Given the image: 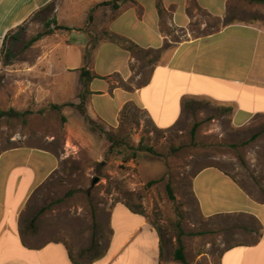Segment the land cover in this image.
Segmentation results:
<instances>
[{"label": "rangeland", "instance_id": "1", "mask_svg": "<svg viewBox=\"0 0 264 264\" xmlns=\"http://www.w3.org/2000/svg\"><path fill=\"white\" fill-rule=\"evenodd\" d=\"M108 1L112 0H53L11 32L6 42L0 69V111L29 115L0 121V153L15 144H28L64 158L60 170L31 199L26 232L33 235L30 223L35 219L41 244L64 241L75 258L86 262L106 250L110 212L123 203L159 230L168 264H182L174 261L179 238L187 264H219L231 243L225 240L224 223H208L197 213L191 179L197 171L217 166L264 197V117L237 129L224 109L190 101L180 122L163 130L133 105L115 126L92 121L71 105L53 108L51 85L60 78H74L63 67L65 54H77L88 36L93 44L109 38L100 30L99 15L107 8L100 4ZM145 1L150 7L151 0ZM201 1L215 13L222 11L217 3L210 6V0ZM227 10L229 23L244 20L264 25V4L228 0ZM188 13L193 18L189 26L193 37L222 25L197 0H188ZM182 18L181 14L179 22ZM49 30L53 34L33 41ZM73 31L84 34L68 42ZM170 35L178 40L174 32ZM132 53L137 59L132 69L143 74L140 82H144L160 55L141 48ZM89 55L87 51L85 58ZM117 81L127 86L120 78ZM195 124L198 128L192 135ZM254 135L258 137L252 140ZM140 144L151 147L153 153L141 151ZM133 155L135 159L130 160Z\"/></svg>", "mask_w": 264, "mask_h": 264}, {"label": "crops", "instance_id": "2", "mask_svg": "<svg viewBox=\"0 0 264 264\" xmlns=\"http://www.w3.org/2000/svg\"><path fill=\"white\" fill-rule=\"evenodd\" d=\"M51 2L0 0V54L7 35ZM156 3L151 0L149 7L145 0H136L135 5L122 0L118 9L108 6L99 14L100 30L160 55L146 81L140 82L143 74L132 69L137 61L133 53L110 38L93 44L88 36L77 54H65L63 67L74 78H60L51 85L52 106L63 108L70 100L80 104V70L86 68L94 76L86 115L109 126L118 125L125 109L133 105L157 128L169 130L180 122L190 101L224 109L237 129L264 117V25L244 20L229 23L228 0H210V6L217 3L222 10L218 13L197 0L222 25L193 37L188 0H162L164 28ZM83 34L73 31L67 40ZM71 49L68 45L67 50ZM87 51L90 55L85 58ZM63 162L61 155L28 144H15L0 153V264H168L159 230L123 203L110 212L106 250L89 261L75 258L64 241L41 244L31 223L33 235H29L28 205ZM190 188L199 216L225 225V240L231 244L223 250L219 264H264V197L259 190L245 188L217 166L197 171Z\"/></svg>", "mask_w": 264, "mask_h": 264}, {"label": "trees", "instance_id": "3", "mask_svg": "<svg viewBox=\"0 0 264 264\" xmlns=\"http://www.w3.org/2000/svg\"><path fill=\"white\" fill-rule=\"evenodd\" d=\"M121 1L122 0H112L110 2H103V3L100 4V6H102V7L112 6L114 9H118L119 8L118 3L121 2ZM125 1H127V0H125ZM129 1L133 5L136 4V0H129ZM246 1L249 2V3H252V4H264V0H246ZM156 8H157L159 17L162 20L161 23H162V26L164 28V24H165L164 18H165V15H166V10H165L161 0H157ZM59 29H64V28H59ZM10 34L11 33H9L7 35V37L5 38V41H4V44H3V48H2L1 54H0L1 61H2V54L4 52L5 45H6V42H7L8 38H9ZM51 34H53V31L49 30L48 32H46V34H43V35H40V36L36 37L33 41L34 42L38 41V40L42 39L43 37L51 35ZM107 35L114 42L118 43L124 50L129 51L131 53L135 49H139L140 48L135 43H133L132 41H130V40L126 39V38H122V37H119V36H111L108 33H107ZM80 71H81V81H82V84H83V92L81 93V96H80L81 102H80L79 105H75V104H68V105H71V106L77 108L81 112V114L83 116H85L86 115V105L88 103V95L90 94L89 86H90L91 81L94 79V76L92 75L90 70H87L86 68H83ZM187 104H188V102L186 103V105ZM52 107L55 108V109L62 108L60 106H52ZM26 115H29V112L18 113V112H15L14 110L0 111V121L3 120L4 118L24 117ZM197 128H198V124H195L193 129H192V135L195 134ZM257 137H258V135H254L252 140L257 139ZM139 149L141 151H144V152L153 153V149L151 147L144 146L143 144H140ZM134 159H135V155L130 157V160H134ZM171 197L173 198V196H171ZM135 212L139 213L137 211H135ZM139 214H141V213H139ZM31 224H32V227L34 229H36V227H35V219L31 222ZM177 244H178V247H177V249H176V251L174 253V261L182 263V264H187V262H186V249H185V246H184L181 238L178 239Z\"/></svg>", "mask_w": 264, "mask_h": 264}, {"label": "water", "instance_id": "4", "mask_svg": "<svg viewBox=\"0 0 264 264\" xmlns=\"http://www.w3.org/2000/svg\"><path fill=\"white\" fill-rule=\"evenodd\" d=\"M96 182V181H95Z\"/></svg>", "mask_w": 264, "mask_h": 264}]
</instances>
